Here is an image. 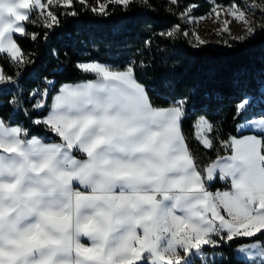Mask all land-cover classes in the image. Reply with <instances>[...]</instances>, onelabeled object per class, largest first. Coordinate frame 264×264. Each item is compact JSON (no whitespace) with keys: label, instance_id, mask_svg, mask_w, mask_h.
<instances>
[{"label":"snow or ice","instance_id":"obj_1","mask_svg":"<svg viewBox=\"0 0 264 264\" xmlns=\"http://www.w3.org/2000/svg\"><path fill=\"white\" fill-rule=\"evenodd\" d=\"M134 2L109 0L125 9ZM140 2L146 6L148 0ZM179 2L170 0L177 7ZM63 6L71 9L72 0L66 5L0 0V53L9 54L14 67L12 74L0 67V100L9 90L14 112L6 120L0 102V152L7 154L0 155V264H189L192 250L203 264L205 256L223 257L205 252V246L215 250L239 235L264 233V139H224L207 106L200 112L193 108L192 92L166 97L168 106L154 105L139 77L152 72L155 62L125 59L119 67L77 62L78 69L96 73L97 82L64 85L53 95L51 76L57 72L24 53L14 34L43 40L47 55L59 61V49L49 44L61 28L54 8ZM107 7L100 9L105 18ZM196 7L185 6L179 17L189 19ZM217 7L244 28L245 36L231 39L264 32V14L259 25L246 19L252 6L213 0L209 15H219ZM62 14L78 16L75 10ZM25 21L36 23L43 36L29 34ZM111 35H120L119 23ZM189 35L179 24L159 33L162 40ZM192 35L194 46L206 43ZM111 43L118 46L115 39ZM169 84L165 80L163 87ZM249 95L241 89L237 116L250 115L249 122L264 131V112L260 119L250 112ZM17 112L22 120L15 118ZM189 122L206 132L193 137L197 150L184 132ZM31 128H44L58 142L26 139ZM243 128L237 125V131ZM229 178L230 190H210Z\"/></svg>","mask_w":264,"mask_h":264},{"label":"trees","instance_id":"obj_2","mask_svg":"<svg viewBox=\"0 0 264 264\" xmlns=\"http://www.w3.org/2000/svg\"><path fill=\"white\" fill-rule=\"evenodd\" d=\"M258 1L264 4V0ZM235 2L240 5L244 3L243 0ZM55 3L56 1H53L54 5ZM215 3L228 5L233 3V0H215ZM105 4L108 6L107 18L101 15L100 9L97 8ZM192 4L198 7L192 10L191 16L197 17L207 14L213 2L180 0L177 7L172 5L170 0H148L146 6L142 5L140 0H135L125 9L109 1L103 3V0H87L86 5H82L79 0H72L71 9L66 6L54 8L60 17L61 28L52 37L49 47L59 49V61L47 55L43 40L37 39L33 42L19 34H14V37L23 52L31 54L33 59H38L41 67H47L48 72H57L51 76V79L56 81L53 95L62 84L86 82L97 78L93 72L78 69L77 62H95L116 67L125 59L134 62L145 61L149 65L155 62L156 67L152 72L139 77V82L145 84L152 93L151 100L154 105L168 106L166 97H179L192 92L193 108L200 112L203 106H207L210 119L224 139L249 134V131H237V125L251 120V116H237L235 105L241 89H244L250 93V112L255 113L256 118H262L259 113L264 112V33L244 41L230 40L228 44H231V47L228 46L225 50L210 45L196 47L187 23L178 15L185 6ZM92 8L96 9V13L91 11ZM71 10H75L78 16L62 14ZM31 16L33 21L38 19L36 13ZM23 23L29 34L39 32L43 36L36 23ZM114 23L120 25V35L117 37L111 35ZM177 24L190 35L181 36L177 40H162L159 33ZM113 39L118 41V46L111 43ZM0 67L7 74L14 71L12 61L3 53L0 54ZM165 80L170 82L169 88L163 87ZM10 94L9 90H5L3 99L0 100L4 104L3 116L6 120L14 115L8 103ZM15 118L23 119L19 112L15 113ZM190 123L184 124V132L193 150H197L198 145L193 139L195 128L190 126ZM31 137H38L43 142H58V139L44 128H31L26 139ZM227 154L229 153L221 152V155ZM226 188L228 183L219 180L210 185L212 191ZM252 242H258L264 247V233L253 237L237 236L215 250L205 246V252L223 253V257L205 256L203 264H251L237 258L234 251L238 246ZM193 262L202 264L196 253L192 255L190 264Z\"/></svg>","mask_w":264,"mask_h":264},{"label":"rangeland","instance_id":"obj_3","mask_svg":"<svg viewBox=\"0 0 264 264\" xmlns=\"http://www.w3.org/2000/svg\"><path fill=\"white\" fill-rule=\"evenodd\" d=\"M53 1H56V0H53ZM108 1L109 0H103V3L108 2ZM206 1L213 2V0H206ZM243 1L244 3L241 4V7H244L247 5V6H252L253 8L252 12L247 13L246 19H249L255 22L257 25H259L261 23V15L264 14V4L260 3L258 0H243ZM60 3L66 4V0H60ZM97 8L101 9L100 6H98ZM20 11L27 12L28 10L21 9ZM210 12H212V8L205 15L197 16V17L190 16L189 19L185 20V22L187 23L189 27L190 34L191 35L197 34L200 37V39L206 41L204 45H210L214 48L225 50L228 48L229 41L233 40L231 39V36L242 37L246 35L243 26L237 21L233 20L232 17L226 11L217 7L216 13H219V15H216V14L209 15ZM225 21H230V23L228 24V28H229L228 32L224 31ZM262 33L264 32H258V34H262ZM192 37L194 41L197 43L196 35H192ZM252 37L254 36H251L250 38ZM234 41L239 42L241 40L235 39ZM3 54L9 55L7 53H3ZM100 65L105 66L102 64ZM262 92L264 93V87L262 88ZM258 136L262 139L264 138L263 133L262 135H258ZM253 244L258 245V248L255 250L252 249L251 246ZM240 248H244L245 251L244 252L239 251ZM261 252H264V247L258 242H252L249 244L240 245L234 251L235 256L237 258H240L244 261H248L251 264H264V255H261L260 254ZM250 253L252 254V257H253L252 259L249 258Z\"/></svg>","mask_w":264,"mask_h":264},{"label":"crops","instance_id":"obj_4","mask_svg":"<svg viewBox=\"0 0 264 264\" xmlns=\"http://www.w3.org/2000/svg\"><path fill=\"white\" fill-rule=\"evenodd\" d=\"M94 73V72H93ZM88 82H97V78L96 79H94V80H91V81H86V82H76V83H65V84H62L60 87H59V89L62 87V86H64V85H70V86H72V87H76V86H79V85H81V84H84V83H88ZM59 89H58V91L55 93V94H58V92H59ZM54 94V95H55ZM257 119H260V118H257ZM250 120H248V121H245V122H243L242 124L244 125V128L243 129H241V131H249V132H251V133H249V134H245V135H242V136H240V137H238L237 139H242L244 136H247V135H255V136H257V138H260L258 135L259 134H264V131H262V130H260L258 127H256V126H254V125H252L250 122H249ZM206 134V132L204 131V130H197V129H195V136L196 135H205ZM31 138H33V137H31ZM31 138H29V139H31ZM35 138H38V137H35ZM40 139V138H39ZM262 139V138H261ZM42 141V140H41ZM42 143H51V142H43L42 141ZM0 155H7V154H5V153H3V152H0ZM75 155V154H74ZM77 158H79V157H77ZM228 183V188H226V189H223V190H214V191H212L213 193H215V192H217V191H224V190H230V178H229V181L227 182ZM239 236H243V235H239ZM82 242H84L86 245H89L90 246V241H87V239L86 238H84L83 240H82ZM194 253H196V250H192V255L194 254ZM191 258H192V256L189 258V264H190V262H191ZM250 263V262H249Z\"/></svg>","mask_w":264,"mask_h":264},{"label":"clouds","instance_id":"obj_5","mask_svg":"<svg viewBox=\"0 0 264 264\" xmlns=\"http://www.w3.org/2000/svg\"><path fill=\"white\" fill-rule=\"evenodd\" d=\"M103 209L101 208V209H98L97 211H102Z\"/></svg>","mask_w":264,"mask_h":264}]
</instances>
